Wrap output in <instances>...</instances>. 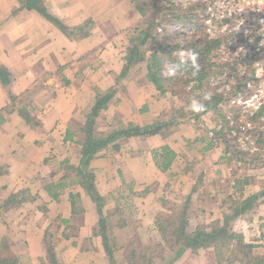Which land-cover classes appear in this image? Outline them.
<instances>
[{"label":"crops","instance_id":"1","mask_svg":"<svg viewBox=\"0 0 264 264\" xmlns=\"http://www.w3.org/2000/svg\"><path fill=\"white\" fill-rule=\"evenodd\" d=\"M30 1L0 0V67L8 75L6 85L0 80V112L11 105L12 97L17 100L26 95V107L32 106L31 116L38 118L27 122L15 104L14 112H3L5 121H0V203L17 194H30L14 210L16 215L5 219L7 224L0 221V238L8 237L16 244L19 264L52 263L48 243L54 247L58 264H90L87 260L92 259L101 264L104 251L96 233L100 215L118 206L119 190L126 192L120 187L125 185L126 174L122 172L105 184L95 171L94 184L104 199L100 208L77 173H68L80 166L68 160L75 139L66 140V134L69 131L76 136L72 129L76 113L88 114L102 93L116 90L108 109L96 120L112 116L141 126L159 119L165 107L158 105L166 98L147 80L144 64L120 77L129 47L124 31L137 18L128 0ZM179 127L168 128L185 131L186 126ZM166 129L140 137L144 147L151 149L150 158L147 151L139 155L145 168L152 171L149 179L145 178L150 182L164 179L179 165V153L184 154L180 146L169 143ZM167 142L176 158L163 172L157 168L154 154L161 156L160 149ZM203 146L202 151L207 149ZM209 153V157L197 156L195 164H211L215 153ZM116 164L114 169L120 166ZM55 185L51 196L46 189ZM243 193L242 199L254 195ZM247 218L252 221L250 214ZM85 240L94 247L83 250ZM70 247L76 248L74 254Z\"/></svg>","mask_w":264,"mask_h":264},{"label":"rangeland","instance_id":"2","mask_svg":"<svg viewBox=\"0 0 264 264\" xmlns=\"http://www.w3.org/2000/svg\"><path fill=\"white\" fill-rule=\"evenodd\" d=\"M128 1L133 15L137 18H135L136 22L131 25V28L124 31L127 33H125L127 40L130 36L136 34L137 28L152 23L153 28L157 26L156 32L163 40L173 46L181 45L175 54L181 59L187 58V45L192 44L199 36H202V29L199 26L196 27L197 31L194 34H187L189 31L181 30V28L191 29L197 24L192 8L182 9L181 3L177 0ZM175 3H179V6ZM139 7H142L143 12L139 10ZM178 26H181L180 30L176 29ZM153 47L152 42H148L145 46L147 52H150ZM164 69L169 76H179L184 73L174 68L171 69L170 65H166ZM204 90L206 94L211 92L207 84H205L202 91ZM195 94L199 93L195 92ZM189 97L191 96L185 94L180 99L176 96L166 95L164 96L166 99L158 105L159 108L165 107L164 112L159 117L160 120L169 121L175 118V120H179V123L174 127L179 125L180 129L186 126L185 131L175 130L174 128L166 129L170 132L166 135L169 143L173 144L174 142V147L180 146V151L182 150L184 154L179 153V157H182L178 160L177 164L179 165H175V168L167 173L159 183L146 180L152 175V171L145 168L139 155L141 156L147 151L148 156L146 155V157L150 158L151 149L147 150L144 147L145 145L140 137L138 139H120L97 153V157L91 158L87 162L83 161L82 164V145L80 144L87 139L82 129L86 127L88 120L86 117L87 112L76 113L72 129L76 135L74 139L78 144L75 142L71 155L67 151L66 155H70L68 157L69 162L76 163L78 167L82 166L88 171L91 169L90 171L93 174L97 171L98 178L101 181L104 180L102 182L105 184H108L112 178H117L122 172L126 174L127 178L125 185L122 183L120 186L126 192L119 190L120 196L118 201H115L118 206H113L106 213L108 217L106 234L108 235L109 246H111L114 253V260L110 258L103 242H101L102 240H100L99 243H101V248L104 251L101 264L102 262L103 264H130L134 253L136 259H138L136 264H218L213 250L200 251L197 254L187 250L178 257L180 246H178L177 240L172 238L173 234H169L170 229L162 233L157 228V222L161 219L172 220V218L173 221L175 219L179 221L180 214L186 211L188 233H193L197 229L212 231L215 227L224 225L226 216L231 215L230 206L233 204V200L238 199L242 194L245 195L244 191L247 194L254 192V195L259 196L254 215L250 213L242 214V216L229 222L230 228L241 235L246 243L254 245L251 250L254 257L264 255V148L259 152H255V154L246 155L242 152L241 146L237 145L236 142L234 143L231 137L227 139L223 137L227 142L223 140L224 142L220 141L219 143V140H214L209 134L221 120L217 117L215 111L198 114L203 104L202 101H205L204 98L203 100H190ZM25 98L26 95L24 97L20 96L15 103L16 106L21 108L23 105L29 104L25 101ZM219 106L223 109L226 117V114L229 113H226L230 108L229 103L224 99V102L220 103ZM32 109V106L29 108L27 106L29 113L32 112ZM96 121L94 129L101 136H105L110 129L118 128L120 122H122L112 116L103 118V122L101 119ZM244 121L245 119L239 123L242 124ZM196 132L195 137L193 134H196ZM217 138L219 139V137ZM260 143H262L261 140ZM156 145H160L159 141ZM164 145L167 146L168 142ZM192 145L199 148H194ZM202 146L207 149L202 151ZM163 147L160 152H162ZM209 151L215 153L211 156V164L209 162L206 167L195 164L197 156L209 157ZM55 153H58V151ZM215 155H219L220 159H213ZM96 161H98L97 164ZM99 161H102L103 164L100 165ZM115 163L120 165L116 169H114ZM92 164H96V166H92ZM112 165L113 167L110 168ZM68 173L76 175L74 170ZM134 177H137V180ZM82 186L84 187V185ZM194 186H196V189L193 188ZM135 187L137 191L134 190ZM99 189L105 191L100 186ZM85 190L87 191L86 188ZM28 196L30 194L22 196L17 194L14 196L9 209L5 208L4 203L10 201L12 196L2 201L0 206L4 205V207L0 209V213H3V216H0V221L5 222L9 215L14 217L17 213L14 210L19 208L15 203L21 199H27ZM112 205H114V201L111 203ZM115 210L117 211L114 215H109ZM248 214L252 216L250 218L252 221L247 218ZM177 221H175V226L180 225ZM96 233H100V227H98ZM6 247H8L6 258L19 259L16 244L8 237L0 238V250ZM90 247H94L93 244L85 240L82 249L90 250ZM47 250L48 253L49 251L53 252V245L48 243ZM70 252L74 254L76 248L70 247ZM233 254L228 253V257L225 258L222 264H229L228 261L234 257ZM240 259H243V257L240 256ZM87 262H90V264L97 263L95 259L87 260ZM17 264H19V260ZM50 264L53 263L50 262Z\"/></svg>","mask_w":264,"mask_h":264},{"label":"trees","instance_id":"3","mask_svg":"<svg viewBox=\"0 0 264 264\" xmlns=\"http://www.w3.org/2000/svg\"><path fill=\"white\" fill-rule=\"evenodd\" d=\"M30 2H34V0H31ZM139 10L143 12L142 7H139ZM152 26L153 25L151 23L150 25L147 24L144 27L141 26L137 28L136 34L130 36L128 39L129 47L125 57L126 65L124 66L120 77H125L130 69L134 68L135 66L145 64L147 80L154 84L162 96L171 95L182 99L183 95L186 94L191 96L189 97L190 100H203L204 98L205 101H202L203 104L200 107L198 114L215 111L223 126L226 127L227 123L225 122L224 111L219 106L220 103L224 102V98L217 95L212 96L209 93L206 94L205 90L202 91L209 76L215 74L218 71L216 64L213 62L218 42L211 41L204 35L200 36L192 44L187 45L186 50L188 52V56H186L187 58L181 59L175 54L176 50H178L180 48L179 46L181 45L179 44L173 46L169 44L158 35L156 32L157 26L156 28H153ZM83 29H85V27H81L80 30L83 31ZM148 42H152V45L154 46L150 52H147V49L145 48ZM166 65H170L171 69L174 68L177 71H183L184 73L180 74L179 76H169L166 74L167 72L164 69ZM0 80L4 85H6L8 82V75L5 73V70H3L2 67H0ZM195 92L199 94H195ZM115 93L116 90H111L107 93H102V95H99L92 106L91 111L86 116L88 120L87 125L82 130L87 136V139L80 144L82 145V164L83 161L87 162L91 158L93 159L97 157V153L106 149L110 144H114L120 139L157 135L164 128H168L179 123V120H175V118H172L169 121L157 119L152 124H145L143 126L130 122L127 124L120 122L118 128L113 130L110 129V131H108L105 136L98 135L94 129L96 125V119L100 116L102 111L108 109L109 104L112 102V99L115 96ZM16 102L17 100L12 97L11 105L4 108L2 112H0L1 122L5 121L3 112H14ZM229 111H232V109L229 108L226 113ZM18 112L27 122L36 120V117H32L31 113L27 111V107L25 105L19 108ZM217 135L218 137H225V139L229 138L225 129H222L221 132H217L216 136ZM73 138L74 134H71V132L68 131L65 139L72 141ZM75 142L78 144L77 141ZM225 142L227 141L225 140ZM175 158L176 155L169 146L163 147L161 156L158 157L156 153L154 154L156 166L163 172H166L171 167ZM71 169L77 173V176L80 177L82 184L87 189L88 193L91 194L92 199L95 200L101 208L104 204V199L96 190L94 184V174L92 171L85 170V168L82 166H80V168ZM56 189L57 186L55 185L50 187V189H46V191H48V193L53 196L55 192L53 190ZM194 189H196V186H194ZM13 198L14 197H12L10 201L8 200L4 203L6 209H9L12 205L14 200ZM24 201L25 199H21L15 204L20 206L24 203ZM258 201V195H252L246 199H242L240 197L238 199H234L232 202L233 204L230 206L231 215L226 216L224 221L225 223L222 227H215L212 231L197 229L193 233H188L186 211H183L180 214L181 216L179 217V221L175 219V221L179 222L180 225L175 226V221H173V218L172 220L161 219L157 222V228L162 233L164 231H168L169 229L171 230L169 234H173L172 238L176 239L178 246H180L178 257L184 254L187 250L194 254H197L200 251L206 252L208 250H213L215 251L218 264H222L225 258L228 257V253H234V257L228 261L229 264H264V255L260 257H254L251 253L254 245L246 243L241 235L237 234L230 228L229 224L231 220L242 216V214L250 213L254 215ZM4 205L0 206V209L1 207H4ZM116 211L117 210L109 215H114ZM0 216H3V213H0ZM107 218L108 217L106 215H100L99 236L101 237L104 247L107 253L110 255V258L114 260V253L111 249V246H109L108 235L106 234V228L108 226ZM7 249L8 247L5 249L2 248L0 250V264H17V258L10 259L9 257H5L7 254ZM133 255L134 256L132 257L130 264L137 263L138 259H136L135 253ZM49 256L51 257L53 264H58L52 251H49ZM240 256H242L243 259H240Z\"/></svg>","mask_w":264,"mask_h":264},{"label":"built area","instance_id":"4","mask_svg":"<svg viewBox=\"0 0 264 264\" xmlns=\"http://www.w3.org/2000/svg\"><path fill=\"white\" fill-rule=\"evenodd\" d=\"M177 1L182 9L194 10L199 25L176 29L194 34L199 26L202 36L218 42L213 58L218 71L205 83L232 111L226 114L227 126L218 123L209 136L220 143L224 139L216 133L225 129L243 153L259 152L264 148V0Z\"/></svg>","mask_w":264,"mask_h":264}]
</instances>
